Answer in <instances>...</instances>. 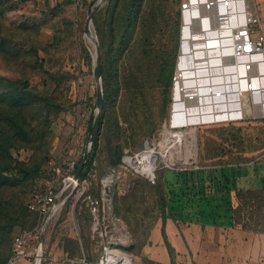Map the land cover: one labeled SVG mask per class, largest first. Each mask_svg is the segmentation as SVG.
<instances>
[{
    "label": "rangeland",
    "instance_id": "rangeland-1",
    "mask_svg": "<svg viewBox=\"0 0 264 264\" xmlns=\"http://www.w3.org/2000/svg\"><path fill=\"white\" fill-rule=\"evenodd\" d=\"M98 1L5 0L0 6V76L44 97L41 104L22 112L25 122L28 120L33 125L39 143L36 147L23 144L25 146L14 149L11 165L9 163L0 175V211H4L1 217L4 224L11 227L0 235V264H9L15 237L39 223V215L27 206L32 194L42 190L67 163L81 164L86 152L91 153L90 123L95 121L98 111L97 53L85 27L89 11ZM122 3V0H107L93 16V33L100 46L104 45L102 67L106 72L102 71L103 88H106L103 126L91 165L94 176L86 187L79 186L75 190L64 209L47 226L42 247L20 264H37L38 253H42L41 264H81L78 261L85 257L89 264L98 261L104 241L94 235L93 219L84 230V240L78 218L88 217L90 211L86 201L81 199L85 189L106 205L107 212L103 214L111 225L110 240L123 244L119 250L129 256L130 264H165L148 259L143 245L152 238L157 222L162 221L164 201L168 199L166 193L171 190L166 176L173 175L178 187L189 190L202 169L264 162L261 89L244 100L245 109L248 101L251 112L242 119L209 122V117L204 120L197 111V117L188 121L190 124L176 120L178 114L185 116L183 109L176 110L184 108L185 103L192 108L201 104L203 112H211L214 102L213 97L206 94L197 96L188 92L186 96L195 97L193 101L184 98V102L179 96L181 82L176 77L178 67H183L186 60L180 57L182 36L189 37L184 28L186 13L181 11L178 46L176 31L170 26L156 36L154 45L148 50L140 46L133 50L130 40L123 39ZM202 22L207 28V18L194 19L196 30L202 28ZM222 22L229 26L225 18L213 19V26L218 27L220 23L222 26ZM202 36L194 38L200 40ZM229 39L226 38L230 44ZM149 54L158 56L151 69L157 75L147 72V65L153 63L146 61L144 64ZM192 59L188 66H193ZM202 62L199 60L197 65L202 66ZM226 63L233 65L231 55L226 57ZM141 68L144 78L135 80V70ZM209 69H212L209 73H216L217 70L221 72L222 67ZM201 70L199 68V75L204 73ZM195 75L193 70L188 71L185 79L192 90L195 85L204 83L205 77L194 78ZM221 109L225 106L218 109L219 113ZM146 150L157 156L156 183L148 179L136 160L137 155ZM108 174H113L109 184L106 182ZM162 185L166 191L163 198L157 190ZM253 198V203L261 201L263 205L259 220L264 223V192ZM13 203H18V216L14 213V217L5 214ZM248 214L245 211L241 224L229 233L233 241H228L225 248L232 246L233 252L227 250L224 263L264 264V241L259 238L264 232L253 230L251 225L256 223L257 215L249 218ZM248 223L251 224L246 225ZM159 235L156 230L154 237ZM253 245H256L254 258ZM156 246L146 249L151 255L162 258V250ZM164 251L169 258L167 250ZM175 264L183 263L176 261Z\"/></svg>",
    "mask_w": 264,
    "mask_h": 264
},
{
    "label": "trees",
    "instance_id": "trees-1",
    "mask_svg": "<svg viewBox=\"0 0 264 264\" xmlns=\"http://www.w3.org/2000/svg\"><path fill=\"white\" fill-rule=\"evenodd\" d=\"M122 16H123V23H124V32H123V39L130 40V45L133 50H136L138 46L142 47V49L150 48L154 45V40L156 36L163 31L165 27L172 26L173 30L176 31V40L177 46L180 40V19H181V3L180 0H122ZM5 2V0H0V6ZM180 4V5H179ZM175 8V10H173ZM173 11V13H172ZM172 13V15H171ZM173 21V22H172ZM104 45L101 44V50L103 51ZM103 53V52H102ZM176 54H177V47H176ZM175 55V54H174ZM146 56V55H145ZM176 56V55H175ZM158 56L153 57L152 54L146 56L144 64L146 61H150L153 63H149L147 66V72L151 73V75L155 72L151 69L156 64ZM143 68L140 70H135V80L144 78L145 73L142 71ZM150 69V70H149ZM103 73L105 69L102 67ZM141 72V73H140ZM140 73V74H139ZM106 74V72H105ZM139 74L140 76H138ZM157 75V72H155ZM134 80V83L136 82ZM105 84V83H103ZM142 89V87H140ZM106 88L104 89V100L106 94ZM44 97L41 96L39 93L35 92L33 89L27 86L16 85L14 81L5 79L4 77L0 76V175L6 169V166L12 161V151L17 149L18 147L30 145L36 147V143H39L38 138H35L33 132V125L28 123V120L25 122V117L22 112L27 108H34L41 104ZM105 106V104H104ZM105 107H103V112ZM94 122L91 121L90 123V130L93 131ZM29 125L27 127L26 125ZM103 126V117L101 119L100 131L99 135L102 132ZM99 139V136H98ZM25 144V145H23ZM98 140L95 146L93 147L91 153L88 154V160L85 164L84 170L82 172L83 179L87 178L86 172L91 167L94 157L96 155V151L98 148ZM79 164H77V170L79 168ZM226 166V165H224ZM222 167L220 166H213L211 168L202 169V173H206V171H210L216 168ZM29 169L26 170L28 172ZM205 175V174H204ZM203 175V176H204ZM157 176V175H156ZM204 179L205 176H204ZM166 180L169 181V186L171 188L170 193H166L167 201H164L165 209L161 214L162 221L170 217L171 209L170 204L176 201V199H180L181 204L180 207L184 208H191V206H197L199 208L200 217H202V221L215 223L219 222V219L225 218L227 216L225 212V205L223 203V197L218 196L216 191L209 190V193H198L197 195L194 193L193 187L191 185V189L186 190V188L178 187V183L174 182L173 175H167ZM156 183V182H155ZM159 195L163 198L165 195L164 186H158ZM264 192V187L261 188H250V189H239L235 195V203H232L231 200L228 201L229 204V218L231 219L232 226H239L241 224V215L247 211L249 214V218H253L254 215H257L256 223L251 225L253 230L258 232H264V223L261 220L260 212L263 207L261 201L256 203L254 201V195H257ZM192 195H189L191 194ZM88 194H92L88 191L85 195H82V200L86 201L89 208V213L87 212V216L82 215L78 216L79 222L81 223L82 227V236L85 240L84 230L90 226L89 222L94 220L93 214L91 212V208L89 202L86 198ZM225 194V192L223 193ZM222 194V195H223ZM68 194L65 195V197ZM93 195V194H92ZM97 197L96 195H93ZM72 197L70 196L63 206L67 205L69 200ZM179 201V200H178ZM264 202V200H262ZM2 205V203H0ZM28 206V205H27ZM80 206V204H79ZM78 206V212H79ZM253 206L255 209H253ZM18 207V203L14 205L11 204L10 208L5 211V214L10 216V214L14 217V213L17 214L16 208ZM29 208V207H28ZM169 209V211H167ZM61 210V211H62ZM0 211V235H3L5 230H11L10 225L4 224V220L1 217ZM13 214H12V213ZM92 214V216H91ZM93 219V220H92ZM93 224V223H92ZM248 223L246 225H250ZM261 226V228H260ZM7 227V228H6ZM154 228V227H153ZM92 229V228H91ZM163 235L168 247L169 253L171 255V263L175 264V249L169 243L165 231V227H163ZM149 240L144 243V245L148 244ZM143 245V246H144ZM150 259V258H148ZM152 260V259H150ZM153 261V260H152Z\"/></svg>",
    "mask_w": 264,
    "mask_h": 264
},
{
    "label": "built area",
    "instance_id": "built-area-1",
    "mask_svg": "<svg viewBox=\"0 0 264 264\" xmlns=\"http://www.w3.org/2000/svg\"><path fill=\"white\" fill-rule=\"evenodd\" d=\"M249 1L250 0H183L181 4L182 11L184 13H189V15L191 14L193 21L194 19L200 18V15L205 13V11L211 13L212 21L213 19H221L229 15L227 23L230 28V35L228 37H230V45L232 46V53L229 55L233 57V73L236 74L234 90L229 94V99H233V110H244V112V100L250 94L260 89L258 87L261 71L260 67L264 64V19L251 11ZM183 40L184 36H182V44ZM229 55L227 54L224 56L223 61L225 63L226 57ZM180 70V67H178V76L176 80L179 77L183 82L182 90L186 95L188 92H194L196 95L198 93L202 95L212 92H215L218 96L224 94V85H222V83H217L214 79L216 84L213 83V85H211L208 81L206 85H201L200 83L199 86L195 85L193 90L189 89L185 81L186 75ZM181 109L183 108H177L176 110ZM219 112L218 109L215 113L211 112L209 115V122L232 121L242 119L246 116V113L233 116L226 111H221L222 113ZM76 173L77 162L71 161L67 163L64 170H57L52 176V179L46 183L42 190L35 191L32 194L27 205L31 211L39 215L40 220L34 228L23 230L15 237L9 264H20L21 260L33 257L35 251L40 249L41 233L49 218L51 217V220L48 225L60 214L63 206L68 198L74 194L75 190L79 186L84 185L86 187L89 180L94 176L92 167L87 170V178L82 181L76 178ZM147 177L152 183L156 182V173L147 175ZM87 192L88 190L85 189L82 195H85ZM66 194L68 195L65 197ZM86 198L94 216L92 231L94 235L101 237L104 241H102L103 253L98 261L91 264H125V260L118 256H121L122 252L119 249L123 244L118 241L110 240L113 235L111 231H109L111 225L103 214L107 212L106 205L103 204L99 197H94L92 194H88ZM115 227L117 226L115 225ZM116 254H118L117 257ZM110 256L114 257L111 258ZM78 262L81 264H89L86 257Z\"/></svg>",
    "mask_w": 264,
    "mask_h": 264
},
{
    "label": "crops",
    "instance_id": "crops-1",
    "mask_svg": "<svg viewBox=\"0 0 264 264\" xmlns=\"http://www.w3.org/2000/svg\"><path fill=\"white\" fill-rule=\"evenodd\" d=\"M250 9L253 13L264 19V0H250ZM205 174V175H204ZM206 179H204V176ZM264 187V162H246L222 166L206 173H199L193 190L197 195L201 192L209 193V190L216 191L218 196L223 197L225 212L227 216L219 219L217 224L202 221L197 206L182 208L180 199L170 204L171 215L165 222H157L153 229L152 238L144 245L145 254L156 262L170 264L171 255L166 245L163 227H165L167 239L175 249V262L183 264H232L229 261L224 263L223 257L227 250L233 252V247L225 248L226 244L232 242L229 233L236 228L232 226L229 218V204L231 200L235 203V195L239 189H254ZM225 192V194H223ZM223 194V195H222ZM189 195H192L189 194ZM179 200V201H178ZM156 230L160 235L155 238ZM264 241V234L259 235ZM258 238V240H260ZM255 241V239H254ZM152 242V244H151ZM159 245V246H156ZM153 246L160 247L162 258L151 255L147 249ZM147 248V249H146ZM169 255L166 257L165 251ZM256 245H253L252 256L255 257ZM226 250V251H225Z\"/></svg>",
    "mask_w": 264,
    "mask_h": 264
},
{
    "label": "bare ground",
    "instance_id": "bare-ground-1",
    "mask_svg": "<svg viewBox=\"0 0 264 264\" xmlns=\"http://www.w3.org/2000/svg\"><path fill=\"white\" fill-rule=\"evenodd\" d=\"M204 14L205 16H203ZM204 14L200 15L201 16L200 20H203V18H207L208 27L205 28L204 26L206 23L202 22L201 23L202 28L196 30V28L193 26V20H192L191 14L189 15V13H186L184 28L187 30L186 31L187 36L189 37L184 36L181 58L182 59L186 58V60L182 64L183 67H180L181 69L180 71H183L184 74L186 75L185 79L188 78L187 77L188 71H192V70L196 74L195 78H201L202 76L205 77L203 79L204 83H202L201 85L208 84V81L210 82L211 85H213V83L216 84L215 81H217V83H222V85H224V88H225V92L223 95L221 94L218 96L216 95L215 92L206 94V95H211L214 99L213 108L211 107L213 110L211 112L215 113L217 109H219L220 107L224 105L225 109H221V111H226L230 115H238V114L240 115L241 113H245L244 110H233V103H234L233 99L229 100V94L232 93V91L234 90L236 74L233 73V65H231V63H225L223 61L224 56L227 54L229 55L232 52V46L229 44V41L226 40V38L230 35L229 34L230 28L228 26H225L224 22H222V26H221V23H220V26L218 27L213 26L211 13L208 11H205ZM223 18H226V21H228L229 15ZM223 21L225 20L223 19ZM198 31L199 32L202 31V34L204 37ZM196 35L202 36L200 37L201 39L197 40L199 37L194 38V36ZM203 40L205 41V43L202 42ZM203 44H206V45L203 46ZM190 59H192V62H193L192 67L188 66V63L191 61ZM199 60L203 61L201 63L202 66L197 65ZM219 62L220 64H217ZM218 65L222 67L221 72L217 70L219 73L218 72L209 73V71L210 72L212 71V69H209V68H212L213 66L219 67ZM199 68L203 69V71L201 70L202 72H204L202 75L198 74ZM260 69L261 71H260L258 87L261 89V99L259 102L261 104L262 109L264 110V64L261 65ZM177 80H180V78L178 77ZM180 82H181V85L179 86L180 87L179 96H182V101L183 102L185 101L184 98H188L190 101H193L192 99L195 97V95L191 94L192 99H190L191 95L186 96L185 92L182 90L183 82L181 80ZM199 85L200 83L197 84L196 86H199ZM189 88H192V87H189ZM197 96H200V94L198 93ZM223 96H226L227 99L225 100ZM184 105L185 106L183 110L185 111V116L183 114H178L176 117V120L178 119V121L180 120L181 122H184L185 120L188 124H190L188 121L194 120L197 117L196 115L197 111L199 112V115L200 117H202V119H204V117L208 118L211 113L208 110H205L203 112L201 108V104L198 105V108L188 107L186 103ZM189 151H191V149H189ZM190 155H192L191 152H190ZM136 160H138V162L141 164L139 166L141 167V170L144 173H146L147 175H152L155 173V170L157 169V156L152 151L146 150V151L141 152L140 154L137 155ZM112 180H113V176L111 174H108L106 177V182L109 184L112 182ZM117 255L118 254H116V257ZM118 256L125 260V264L131 263L130 258L127 254L121 253V256L120 255ZM110 257L113 258L114 256L113 257L110 256Z\"/></svg>",
    "mask_w": 264,
    "mask_h": 264
},
{
    "label": "water",
    "instance_id": "water-1",
    "mask_svg": "<svg viewBox=\"0 0 264 264\" xmlns=\"http://www.w3.org/2000/svg\"><path fill=\"white\" fill-rule=\"evenodd\" d=\"M106 1L107 0H99L98 3L95 5L94 9L89 11V17H88L86 27H85L87 35L95 44L96 53H97V67H96L95 77H96V82H97L98 111H97L96 118H95L94 128H93V131L91 134L90 151H92L93 147L95 146V144L97 143V140H98L100 125H101V119H102V113H103V107H104V88H103V77H102V50H101V46H100L98 38L93 33L92 24H93L94 14L106 3ZM250 112H251V107L247 101L245 113L247 115ZM87 160H88V152H86L85 157H84L83 161L81 162V164L79 165V168H78L77 173H76V178L80 181L83 180L82 172L84 170L85 164L87 163ZM50 220H51V217L49 218V220L47 221V223L45 224V226L42 230L41 239H40V243H41L40 248L43 245L45 230H46ZM41 262H42V253L39 254L37 264H41Z\"/></svg>",
    "mask_w": 264,
    "mask_h": 264
}]
</instances>
